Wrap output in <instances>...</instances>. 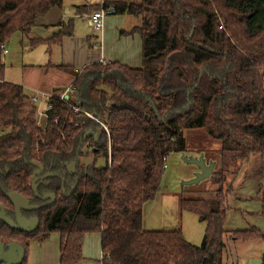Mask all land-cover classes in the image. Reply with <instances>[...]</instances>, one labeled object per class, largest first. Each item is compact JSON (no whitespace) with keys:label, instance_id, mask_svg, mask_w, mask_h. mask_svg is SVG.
I'll return each mask as SVG.
<instances>
[{"label":"trees","instance_id":"16d2710c","mask_svg":"<svg viewBox=\"0 0 264 264\" xmlns=\"http://www.w3.org/2000/svg\"><path fill=\"white\" fill-rule=\"evenodd\" d=\"M63 2L0 0V204L14 220L8 193L18 192L32 205L51 201L42 199L47 193L57 197L53 205L23 211L40 220L37 231L1 223V241L24 247L23 264L30 243L53 232L61 235V264L83 260L84 237L91 232L102 234L104 264H225L227 196L234 181L228 184V177L254 156L264 158V0L85 5L142 18L128 32L142 37V65L95 62L79 72L59 66L75 73L73 95L66 101L63 91L51 94L43 128L26 88L6 80L3 51L15 33L31 48L63 44L69 24L50 38L32 34L39 18ZM194 129L222 144L213 173L221 183L216 196L181 197L182 209L206 222L200 245L189 242L181 227L144 225L146 204L162 189L166 159L188 150L186 131ZM100 157L106 164L97 166ZM35 162L45 167L43 176L56 175L40 179V196L32 186ZM230 235L264 238L248 230Z\"/></svg>","mask_w":264,"mask_h":264},{"label":"crops","instance_id":"0c3cea01","mask_svg":"<svg viewBox=\"0 0 264 264\" xmlns=\"http://www.w3.org/2000/svg\"><path fill=\"white\" fill-rule=\"evenodd\" d=\"M107 1L109 0H64L62 6H55L45 16L40 17L32 31V34L35 33L33 36L36 37L50 38L58 31H61L64 24H69L67 28L64 27L67 30V35L64 37L63 44L54 45L51 48L52 51L57 48L55 52L60 53V58H56L55 61H50L45 65H26V68L29 67L26 69L27 72L32 69H43V76H41V69L37 72L41 79L38 83L33 84L27 82L24 78L23 80L21 78L20 80H14L8 73L7 75L5 74L6 80L23 85L26 90L30 91V95H33V92L36 94L37 92L45 91L52 94L56 90L65 91L73 83L74 72H79L80 69L91 63L118 61L130 66H141L143 62L142 37L139 33L129 34L128 32L140 26L142 24V18L130 14L111 13L106 17L102 30L93 31L92 29L87 34L81 33L80 26L82 21L85 20L86 25L92 27L89 10L87 8L83 9V7L85 5H103ZM123 1L135 3L131 2L132 0ZM72 12H75L81 21H75V17L71 16ZM96 44L100 45V48H95ZM51 50L48 47V51L51 52ZM7 54H10L9 50ZM6 57L5 64L7 63ZM61 65L71 68L74 72L69 69L60 68L59 66ZM58 69L60 70L59 73L69 77L61 85L57 84L56 81L58 79L62 80L65 77L58 76L54 73V70ZM68 84L69 86L67 87ZM83 162L89 164L91 157L88 160L84 158ZM157 196L154 199V205L152 204L151 207L152 214L148 218L145 216L146 214L144 215L145 227L147 229H158L160 226L163 227L162 225H167L164 227H175L174 225H177V228H182L186 239L191 240H188L189 242L200 245L203 239L199 238V233L201 232V237L204 238L206 226L201 227L198 236L195 237L192 235L187 236L186 230H184L182 225V219L187 216L190 223L199 222L196 224L201 226L200 223H203V221L199 219V216L183 210L181 207V197H178L174 191H160ZM184 212L196 215V217L185 215ZM82 255L83 260L77 264H104L102 234L100 232H91L85 235ZM27 264H61L60 233L53 232L44 240H33L29 245ZM234 264L241 263L236 260Z\"/></svg>","mask_w":264,"mask_h":264},{"label":"rangeland","instance_id":"374dc122","mask_svg":"<svg viewBox=\"0 0 264 264\" xmlns=\"http://www.w3.org/2000/svg\"><path fill=\"white\" fill-rule=\"evenodd\" d=\"M131 2L140 4L141 0H132ZM101 8L88 9L87 7L89 15H91L95 10L97 11ZM71 16L75 17V21H81V19L76 16L75 12H72ZM84 21L81 22V33L87 34L93 29V27L86 25ZM6 48L10 52L9 55H5L7 56V63L5 66L6 75L8 73L14 80H20V78L23 80L24 78L25 81L33 84L38 83L41 80L40 75L37 72L41 69V76H43V69H32L27 72L26 69L29 67L26 68V65H45L50 61H55L56 58H60V53L55 52L57 48H55L54 51L51 50V52H49L46 44H42L36 48H31L29 41L23 37L22 33H15ZM59 71V69L54 70V73L58 76L65 77L62 80L58 79V81H56L57 84L61 85L64 83L65 79L69 77L59 73ZM68 86L69 84L67 87ZM71 86L68 88H72ZM27 91L30 92L29 90ZM45 92L48 93V91ZM33 94H35V92H33ZM38 106L40 110L46 109L47 99H43ZM45 120L46 118H43L41 121L38 113L37 126L44 128ZM1 133L2 132L0 131V135ZM186 135L188 140V150L184 153H171L165 161V164L167 163V168L165 169L161 182V191H174L177 193L178 197L180 196L184 198L213 199L216 196V192L218 191L221 183L215 176L212 175L211 177L202 180L200 183L191 185L185 184L184 182L193 179L200 169L196 164L187 163L183 159V154H185L186 157H199L201 154H204L208 162L214 161L216 163L215 170L218 171L220 168V149L222 144L220 141H216L211 138V136L204 129L188 130L186 131ZM84 158L85 160H88L90 157L86 156ZM105 164L106 160L103 157L98 158L97 166ZM232 181L233 192L227 196V213L225 219V229L228 231L225 238V244L227 246L225 264H234L236 260L240 261L241 264H262L264 238L254 236L247 240H235L230 233L234 231L248 230L264 236V158L259 155L251 158L250 162L241 168L236 177H228V184ZM153 203L154 200L146 204L145 216L147 218L152 214L151 207ZM184 213L185 215L196 217V215L186 212ZM196 223L198 224L199 222ZM196 223H190L187 216L182 219V225L184 230H186L187 236L192 235L197 237L200 228L206 226V222L204 223V221L203 223H200L201 226H198ZM162 226L163 227L160 226L158 229L177 228V225H174L175 227H164L167 225ZM199 238L203 239V237H201V232L199 233Z\"/></svg>","mask_w":264,"mask_h":264},{"label":"water","instance_id":"95a60500","mask_svg":"<svg viewBox=\"0 0 264 264\" xmlns=\"http://www.w3.org/2000/svg\"><path fill=\"white\" fill-rule=\"evenodd\" d=\"M111 12L114 13L113 8H111ZM183 159L187 163L196 164L200 169L196 176L193 179L184 182L185 184L191 185L200 183L202 180L211 177L214 173L216 163L214 161L208 162L204 154H201L199 157H186V155L183 154ZM33 164L37 167V170L33 175L32 186L36 196H40L38 192V182L40 179H48L49 177H54L56 175L46 174L43 176L45 173V167L36 162ZM7 197L15 208L16 219L13 220L10 218L7 215L4 205L0 204V224L4 223L11 228L28 233L37 231L40 226V220L36 217L30 219L24 217L23 211H35L43 206L53 205L57 198L55 194L47 193L42 197V199L44 201L50 199L51 201L46 202L44 205H32L31 201L27 197L15 191L8 193ZM25 258L26 251L21 244L12 242L5 245L0 239V264H23Z\"/></svg>","mask_w":264,"mask_h":264},{"label":"built area","instance_id":"2783aa9c","mask_svg":"<svg viewBox=\"0 0 264 264\" xmlns=\"http://www.w3.org/2000/svg\"><path fill=\"white\" fill-rule=\"evenodd\" d=\"M111 13H112L111 9H106V8L102 7L101 9H99L97 11H94L90 15V21H91V25H92L94 31H100V30L103 29L105 19ZM95 48H100V45L96 44ZM3 52H4L3 55L5 56L8 53V49L5 47ZM105 62L107 63V62H110V61H105ZM72 95H73V88H68L67 90L63 91V93L61 95V99L68 101L72 97ZM50 98H51V94L50 93H46V92H37L36 94L31 95V100L34 103H36L37 105H39L43 99H47V108L50 107V105L48 104V101H49ZM39 116H40L41 121L43 120V118L47 119V115H46L45 111H42L40 109H39ZM93 118L97 119L96 117H93ZM44 123H45V121H44ZM166 168H167V163L165 164V169Z\"/></svg>","mask_w":264,"mask_h":264}]
</instances>
